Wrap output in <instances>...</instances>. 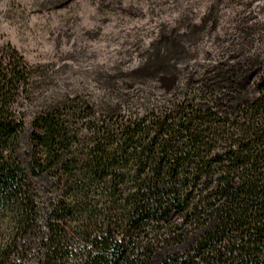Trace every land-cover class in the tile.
<instances>
[{
  "label": "rangeland",
  "instance_id": "rangeland-1",
  "mask_svg": "<svg viewBox=\"0 0 264 264\" xmlns=\"http://www.w3.org/2000/svg\"><path fill=\"white\" fill-rule=\"evenodd\" d=\"M13 55V61L19 60L27 70L11 101L28 135L41 132L44 119L52 116L70 132L68 145L78 149L80 161L98 144L127 161L123 152L141 149L147 141L136 136L125 143L120 132L127 124L143 128L154 142L162 139L164 119L177 112L190 126L179 120L182 127L169 131L185 132V127L201 131L205 120L213 123L209 129L213 132L218 118L243 121L237 99L257 98L255 83L264 75V0H0V61L7 65ZM154 117H159L160 125H154ZM178 117L171 116V124ZM228 127L238 133L234 124ZM186 139L175 137L170 151L177 155L190 151ZM36 145L17 151L26 172ZM220 145L228 146L217 143L207 152L213 157ZM207 157L180 165L202 167ZM187 188L195 189L191 182ZM45 193L49 192L41 195ZM190 196L192 204L195 190ZM102 198L94 200L103 203ZM130 207L117 208L112 217L118 239L125 235L138 246L154 235L161 240L171 236L174 252L182 258L191 253L189 243L174 240L177 230L168 233L166 228L182 223L183 209L174 208L158 232L150 219L136 233H127L124 220L120 224L116 220ZM13 215L14 210L0 208V249L10 240ZM74 238V248L82 249V240L76 234ZM133 253L135 248L129 254Z\"/></svg>",
  "mask_w": 264,
  "mask_h": 264
},
{
  "label": "trees",
  "instance_id": "trees-1",
  "mask_svg": "<svg viewBox=\"0 0 264 264\" xmlns=\"http://www.w3.org/2000/svg\"><path fill=\"white\" fill-rule=\"evenodd\" d=\"M14 57L7 65L0 61V208L14 210V228L0 249V264H264V75L255 83L257 98L240 95L237 99L239 106L236 102L234 109L238 106L245 116L242 122L218 118L213 132L209 131L213 123L205 120L201 131L191 127H185V132L169 131L181 128L184 121L190 126L177 112L164 119L162 139L154 142L143 128L130 123L120 132L124 142L136 136L147 141L141 149L124 151L127 161L101 144L86 151L80 161L81 153L68 145L70 132L54 117L44 119L41 132L24 131L11 99L26 80L27 70ZM171 116H179L178 121L173 118L171 124ZM158 118H153L154 125H160ZM233 124L236 134L228 129ZM175 137H186L190 151L173 154ZM220 141L228 146L220 145L221 151L212 157L207 151ZM27 143L37 144L26 165L29 172L21 167L17 154ZM205 155L209 157L202 167L180 165ZM189 182L195 189L188 191ZM194 190L196 199L191 204ZM41 191L49 193L41 195ZM95 196L105 201L94 200ZM152 197L158 199L150 204ZM126 204L131 207L127 213L120 212L116 221L124 220L127 233H136L150 219L158 232L174 208L183 209L182 223H168L166 228L168 233L177 230L174 240L189 243L191 253L182 258L174 252L171 236L161 240L154 235L138 246L125 235L118 239L112 217ZM70 231L82 240V249L74 248L75 234ZM134 248L137 253L129 254Z\"/></svg>",
  "mask_w": 264,
  "mask_h": 264
}]
</instances>
